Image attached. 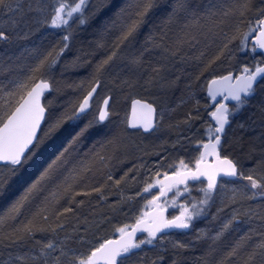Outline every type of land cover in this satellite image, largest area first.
Masks as SVG:
<instances>
[{"label": "snow or ice", "instance_id": "obj_1", "mask_svg": "<svg viewBox=\"0 0 264 264\" xmlns=\"http://www.w3.org/2000/svg\"><path fill=\"white\" fill-rule=\"evenodd\" d=\"M0 18V264H264V0Z\"/></svg>", "mask_w": 264, "mask_h": 264}, {"label": "bare ground", "instance_id": "obj_2", "mask_svg": "<svg viewBox=\"0 0 264 264\" xmlns=\"http://www.w3.org/2000/svg\"><path fill=\"white\" fill-rule=\"evenodd\" d=\"M114 2L120 3L121 0H114ZM92 3H95V0H92ZM0 19H2V18H0ZM93 24H95V21L93 22ZM71 27H72V29H76L77 28V24L75 22H73ZM47 31L48 32H52L54 30H47ZM91 31H92V28H88V32H91ZM81 34H83V33H81ZM47 39L50 40V39H53V37L52 36H48ZM23 43L27 44L29 47H35V46L41 45L42 43H47V40L44 38V36H42L41 34L38 33L36 36L32 37V39L30 41H26V42H23ZM74 44H75L76 47L79 46L78 43H76V42H74ZM73 51H75V47H74ZM68 58L69 59L71 58V54H69ZM58 75H59V73H58ZM84 75H87V71L85 69H80L79 73H72V72L66 73L64 78L67 79L69 82H71L72 80H78L79 78H81ZM179 93H180V91L177 90L175 92V96H177ZM204 95H205V93H201L202 102H203ZM119 219H122V217H120ZM206 224H207V221L203 222L200 226L203 227Z\"/></svg>", "mask_w": 264, "mask_h": 264}, {"label": "trees", "instance_id": "obj_3", "mask_svg": "<svg viewBox=\"0 0 264 264\" xmlns=\"http://www.w3.org/2000/svg\"><path fill=\"white\" fill-rule=\"evenodd\" d=\"M179 96V95H178ZM175 102H177V98H174L173 99V103H175ZM178 115H180V114H178ZM86 150V149H85ZM118 167H123V165H117ZM3 205H4V202L3 201H0V208H2L3 207ZM119 219V218H118Z\"/></svg>", "mask_w": 264, "mask_h": 264}, {"label": "rangeland", "instance_id": "obj_4", "mask_svg": "<svg viewBox=\"0 0 264 264\" xmlns=\"http://www.w3.org/2000/svg\"><path fill=\"white\" fill-rule=\"evenodd\" d=\"M95 2H96V0H95ZM68 79H69V78H68ZM178 95L180 96V95H181V92H180ZM178 95L175 96L174 98H178V97H179ZM178 114H180V113L178 112L177 115H178Z\"/></svg>", "mask_w": 264, "mask_h": 264}]
</instances>
